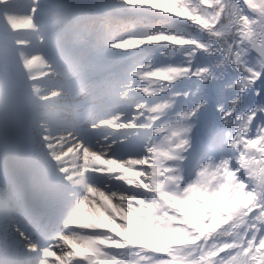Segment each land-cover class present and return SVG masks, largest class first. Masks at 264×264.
Wrapping results in <instances>:
<instances>
[{
  "label": "snow or ice",
  "instance_id": "obj_1",
  "mask_svg": "<svg viewBox=\"0 0 264 264\" xmlns=\"http://www.w3.org/2000/svg\"><path fill=\"white\" fill-rule=\"evenodd\" d=\"M34 11L61 61L71 36L110 75L85 85L55 139L42 122L0 121V264H264V0ZM129 166L143 182L122 189L135 211L92 179Z\"/></svg>",
  "mask_w": 264,
  "mask_h": 264
},
{
  "label": "rangeland",
  "instance_id": "obj_2",
  "mask_svg": "<svg viewBox=\"0 0 264 264\" xmlns=\"http://www.w3.org/2000/svg\"><path fill=\"white\" fill-rule=\"evenodd\" d=\"M35 3L36 0H0V121L5 128L42 122L51 129L54 138L66 129L62 115L67 110L74 112L72 119L67 121L75 118V106L82 98L85 85L110 73L105 68H98L101 60L91 57L71 36L58 45L59 52L68 58L67 62L54 55L45 22L34 11ZM154 3L166 5L168 0H154ZM63 92L66 98H63ZM48 112H54V121H48ZM87 166L92 168L91 163ZM118 171L122 172L118 178L112 177L105 169L92 177L94 182L103 185L99 191L108 199L129 195L122 189L136 187L140 181L137 175ZM116 180L123 183L118 184ZM96 204L115 217L104 200L95 197L93 205ZM130 207L135 209L134 205ZM89 214L87 207L81 213L85 218ZM133 231H139V228L134 227Z\"/></svg>",
  "mask_w": 264,
  "mask_h": 264
},
{
  "label": "bare ground",
  "instance_id": "obj_3",
  "mask_svg": "<svg viewBox=\"0 0 264 264\" xmlns=\"http://www.w3.org/2000/svg\"><path fill=\"white\" fill-rule=\"evenodd\" d=\"M59 75H60V73H59ZM63 94V98H66L67 96L65 95V93L63 92L62 93ZM77 105V104H76ZM74 114V112L73 111H71V110H67L65 113H64V115H62L63 117L62 118H64V119H62L63 121H65V124H67L68 125V123L69 122H71V121H67V120H71L72 119V115ZM46 117L48 118V121L50 122V121H54L55 120V118H54V112H48L47 114H46ZM62 133H64V132H59V134H62ZM58 135V134H57ZM57 135H56V137H57ZM56 137H54V139L56 138ZM63 143L64 144H66V145H69V146H71L72 144H74V140L72 139V137H70V136H67V135H65L64 136V139H63ZM103 143V142H102ZM99 170L100 169H97V173L99 172ZM106 171H109L108 169H105ZM117 170H123V172H126V173H130V174H134L133 173V170H132V168H131V166H129L127 169H124L123 167H121L120 169H117ZM100 173V172H99ZM134 175H136V174H134ZM137 177H138V179H139V176L137 175ZM142 181H139L138 182V185H142ZM137 185V186H138ZM137 186L136 187H130V188H128L129 189V191H133V190H136V188H137ZM96 198H100L99 196H97ZM133 199V197L132 196H130V195H125V196H122V195H116V196H111V197H109V203H111V204H113V202H116L117 204H121V205H130V201ZM114 205V204H113ZM109 209H110V207H109ZM105 210V209H104ZM132 211H135V209H131ZM83 211H84V209H82V213H83ZM117 219H120L119 217L117 218ZM125 223H127V221H124Z\"/></svg>",
  "mask_w": 264,
  "mask_h": 264
},
{
  "label": "trees",
  "instance_id": "obj_4",
  "mask_svg": "<svg viewBox=\"0 0 264 264\" xmlns=\"http://www.w3.org/2000/svg\"><path fill=\"white\" fill-rule=\"evenodd\" d=\"M157 22L160 23L161 25H167L166 24L167 22H165V21H157ZM132 47H135V45L133 44ZM129 54L132 55V56L138 55V53H136V52H132V53H129ZM98 68H105L104 61L102 62V60H101L99 62ZM6 76H9V75H6ZM146 82H147L149 87H152V86H154L157 83L156 81H152V80H147Z\"/></svg>",
  "mask_w": 264,
  "mask_h": 264
}]
</instances>
